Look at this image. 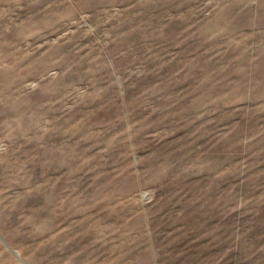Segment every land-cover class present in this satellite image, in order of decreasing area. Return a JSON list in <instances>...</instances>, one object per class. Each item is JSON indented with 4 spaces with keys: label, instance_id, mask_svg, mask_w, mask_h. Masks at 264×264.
Masks as SVG:
<instances>
[{
    "label": "rangeland",
    "instance_id": "1",
    "mask_svg": "<svg viewBox=\"0 0 264 264\" xmlns=\"http://www.w3.org/2000/svg\"><path fill=\"white\" fill-rule=\"evenodd\" d=\"M0 264H264V0H0Z\"/></svg>",
    "mask_w": 264,
    "mask_h": 264
},
{
    "label": "water",
    "instance_id": "2",
    "mask_svg": "<svg viewBox=\"0 0 264 264\" xmlns=\"http://www.w3.org/2000/svg\"><path fill=\"white\" fill-rule=\"evenodd\" d=\"M4 241V240H3ZM8 245V244H7ZM8 247H9V245H8ZM10 248V247H9ZM13 252H14V254L18 257L19 256V254H18V252L17 251H15V250H13Z\"/></svg>",
    "mask_w": 264,
    "mask_h": 264
}]
</instances>
